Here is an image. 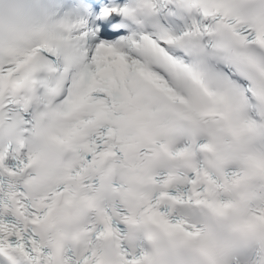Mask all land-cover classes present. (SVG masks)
Masks as SVG:
<instances>
[{
  "label": "snow or ice",
  "instance_id": "1",
  "mask_svg": "<svg viewBox=\"0 0 264 264\" xmlns=\"http://www.w3.org/2000/svg\"><path fill=\"white\" fill-rule=\"evenodd\" d=\"M0 264H264V0H0Z\"/></svg>",
  "mask_w": 264,
  "mask_h": 264
}]
</instances>
